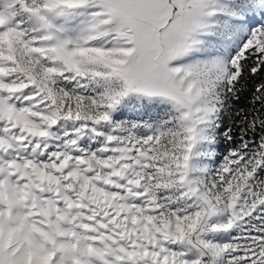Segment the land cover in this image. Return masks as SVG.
I'll list each match as a JSON object with an SVG mask.
<instances>
[{
  "label": "snow or ice",
  "instance_id": "6c2138e0",
  "mask_svg": "<svg viewBox=\"0 0 264 264\" xmlns=\"http://www.w3.org/2000/svg\"><path fill=\"white\" fill-rule=\"evenodd\" d=\"M0 264H264V0H0Z\"/></svg>",
  "mask_w": 264,
  "mask_h": 264
}]
</instances>
